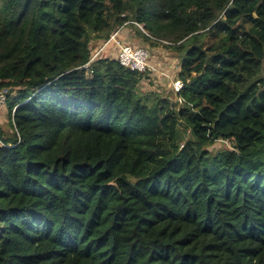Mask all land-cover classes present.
<instances>
[{
    "label": "trees",
    "instance_id": "16d2710c",
    "mask_svg": "<svg viewBox=\"0 0 264 264\" xmlns=\"http://www.w3.org/2000/svg\"><path fill=\"white\" fill-rule=\"evenodd\" d=\"M120 28L178 94L82 68ZM0 90V264H264V0H0Z\"/></svg>",
    "mask_w": 264,
    "mask_h": 264
},
{
    "label": "rangeland",
    "instance_id": "374dc122",
    "mask_svg": "<svg viewBox=\"0 0 264 264\" xmlns=\"http://www.w3.org/2000/svg\"><path fill=\"white\" fill-rule=\"evenodd\" d=\"M140 29H143L142 26L139 27ZM121 32V33H120ZM119 32V36H117V39L121 42H124V33H128L127 29H124L123 31ZM129 36V35H128ZM127 37V35H126ZM131 37H127V39L130 41L131 44L141 46L142 48H145L149 52V58L148 62L150 65L154 66L153 72H150L149 78L145 80V82L141 85L142 86V92L146 95L150 93H158L160 96H169L172 92L171 84L174 82V78H176V73L178 71L179 65H180V58L176 55V53H173L172 51L167 50L164 47H160V44L154 47H151L150 45H146L139 41H133L130 40ZM114 51L113 45H109L105 52L102 54V56H105L109 51ZM114 53V52H113ZM157 64V65H156ZM167 65V66H166ZM147 73V72H146ZM168 98V97H167ZM174 99V97H171ZM170 99V98H169ZM172 101V100H171ZM178 107H176V110ZM0 126L2 127V131H4L7 134H11V128L9 126V120H8V107L6 105L2 106L0 110ZM184 128V125L181 124L180 126V138L184 140L189 135V130H186ZM231 145L229 143H216L212 149H219V148H228Z\"/></svg>",
    "mask_w": 264,
    "mask_h": 264
},
{
    "label": "built area",
    "instance_id": "2783aa9c",
    "mask_svg": "<svg viewBox=\"0 0 264 264\" xmlns=\"http://www.w3.org/2000/svg\"><path fill=\"white\" fill-rule=\"evenodd\" d=\"M140 27V26H139ZM122 28L118 29L114 32L105 42H102L98 47L94 48L91 52V56L87 63L82 67L86 71L90 67V65L97 59L102 58V54L105 52L106 48L109 45H113L114 51H109L108 55L113 57L118 64L131 72H135L138 74H145L146 72H153L154 66L150 65L148 62L149 52L142 47L134 46L132 44H127L121 42L117 39L119 36V32ZM114 52V53H113ZM151 70V71H150ZM174 82H172L171 87L174 94H178L183 84L178 79L174 78ZM7 100V92L4 90H0V110L2 106L6 105ZM178 103H181V99H178ZM0 147H5L1 136H0Z\"/></svg>",
    "mask_w": 264,
    "mask_h": 264
},
{
    "label": "crops",
    "instance_id": "0c3cea01",
    "mask_svg": "<svg viewBox=\"0 0 264 264\" xmlns=\"http://www.w3.org/2000/svg\"><path fill=\"white\" fill-rule=\"evenodd\" d=\"M121 31H123V30H121ZM120 33H121V32H120ZM126 35H127V37H129L127 33H124V40H125V41H127V37H126ZM125 41H124V43H125ZM127 43H130V42H127ZM156 65H157V64H156ZM166 66H167V65H166Z\"/></svg>",
    "mask_w": 264,
    "mask_h": 264
},
{
    "label": "water",
    "instance_id": "95a60500",
    "mask_svg": "<svg viewBox=\"0 0 264 264\" xmlns=\"http://www.w3.org/2000/svg\"><path fill=\"white\" fill-rule=\"evenodd\" d=\"M111 184V183H110Z\"/></svg>",
    "mask_w": 264,
    "mask_h": 264
}]
</instances>
